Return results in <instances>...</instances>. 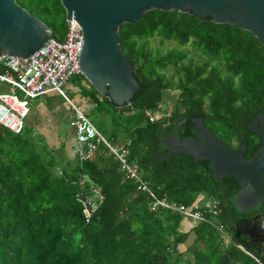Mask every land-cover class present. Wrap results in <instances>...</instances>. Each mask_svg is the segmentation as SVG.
<instances>
[{
  "label": "trees",
  "instance_id": "trees-1",
  "mask_svg": "<svg viewBox=\"0 0 264 264\" xmlns=\"http://www.w3.org/2000/svg\"><path fill=\"white\" fill-rule=\"evenodd\" d=\"M15 1L51 36L63 37L59 0ZM153 37L173 45L152 51ZM118 44L133 65L138 88L130 104L118 108L79 78L76 92L87 100L95 128L109 144L129 140L128 159L136 161L157 198L190 211L202 210L201 199H215L217 214L184 229L189 219L151 208V196L124 176L112 154L97 151L88 160L70 164L66 157L62 163L39 134L31 136L27 129L13 134L0 126V264H264V255L234 245L240 236L234 229L237 215L201 162L192 166L186 155L171 156L168 175L155 168L149 140L175 118L200 117L226 142H245L248 156L258 141L241 120L264 110V46L235 25L176 10H148L137 22L121 24ZM166 91L176 93L169 115L148 121L144 111L165 104ZM82 178L99 198L87 220ZM190 234L192 241L180 249Z\"/></svg>",
  "mask_w": 264,
  "mask_h": 264
},
{
  "label": "water",
  "instance_id": "water-1",
  "mask_svg": "<svg viewBox=\"0 0 264 264\" xmlns=\"http://www.w3.org/2000/svg\"><path fill=\"white\" fill-rule=\"evenodd\" d=\"M64 19L79 26L81 39L78 64L81 75L101 97L116 107L129 105L138 88L133 65L118 44V29L123 23L137 22L148 10L190 11L197 18L209 17L214 23H228L249 31L264 46V0H59ZM50 35V29L15 0H0V52L26 58ZM253 133L257 143L248 156H242L244 145L236 150L219 141L200 117L175 118L163 127L159 136L150 138L155 168L170 175L171 156L183 154L209 173L218 186L232 215L257 211L264 198V110L241 120ZM75 176L78 177L77 172ZM83 197L93 206L99 198L90 185L82 184ZM262 218V217H261ZM234 229L244 238L236 239L245 249L263 253L254 245L264 242L260 217L236 220Z\"/></svg>",
  "mask_w": 264,
  "mask_h": 264
},
{
  "label": "built area",
  "instance_id": "built-area-1",
  "mask_svg": "<svg viewBox=\"0 0 264 264\" xmlns=\"http://www.w3.org/2000/svg\"><path fill=\"white\" fill-rule=\"evenodd\" d=\"M65 24L62 38L48 35L42 45L26 58L4 55L0 52V82L8 87V92H0V126L13 134L21 133L31 101L47 92H56L72 109L73 120L70 122L74 136L72 152L77 161L88 160L97 151L112 154L119 162L124 176L132 179L138 189L146 191L151 196L153 199L151 208L156 206L168 208L180 213L193 223L208 222V215L213 216L218 212L215 199L207 198L200 205L202 210L190 211L183 205H174L163 198H157L141 179L136 161L128 159L129 140L118 146L110 145L80 107L67 98L62 85L72 76L81 74L78 64L81 29L79 26H71V18L65 20ZM169 113L170 108L165 105L144 111L145 117L150 122ZM100 146L102 149L99 148ZM92 191L97 194L96 190ZM82 202L84 217L87 220L94 206L86 199ZM217 228L227 240L228 235L220 226ZM234 245L251 255L241 244L235 242ZM255 260L258 261L256 258Z\"/></svg>",
  "mask_w": 264,
  "mask_h": 264
},
{
  "label": "crops",
  "instance_id": "crops-1",
  "mask_svg": "<svg viewBox=\"0 0 264 264\" xmlns=\"http://www.w3.org/2000/svg\"><path fill=\"white\" fill-rule=\"evenodd\" d=\"M46 94L49 95L44 99L38 100L35 104H33L35 98L31 101L29 112L24 118L23 130L27 129L31 136L39 133L46 137L48 136V132H54L56 135L54 138V142L56 143L54 154L62 163L65 161L66 157L69 158L71 164L75 160L72 152L74 136L73 128L70 125V122L73 120L71 106L56 92L50 91L43 95ZM67 98L74 105L78 106L77 101L73 99V102L68 96ZM85 111L87 110L85 109ZM60 137H62L61 140ZM45 140H47V138ZM62 143L64 151L61 146ZM84 182L85 179L83 178L79 180L80 184Z\"/></svg>",
  "mask_w": 264,
  "mask_h": 264
},
{
  "label": "rangeland",
  "instance_id": "rangeland-1",
  "mask_svg": "<svg viewBox=\"0 0 264 264\" xmlns=\"http://www.w3.org/2000/svg\"><path fill=\"white\" fill-rule=\"evenodd\" d=\"M65 28V27H64ZM173 43L172 42H167V41H163L162 43H159L158 42V38L157 37H153L149 40L148 42V48H150L152 51H155V49H157L158 52H163L165 49L167 48H170L172 47ZM184 49L187 50V52L190 54V52L192 51L189 46H183ZM168 74H171V71L169 70L168 71ZM82 75L81 74H76L74 75L73 77L69 78V80L64 84L62 85V90L64 91V93L72 99L77 101V104L78 106L80 107V109L86 114L87 118L90 120V122L97 128V125L96 123H94V121L92 120V112L90 109H88L89 107L87 106L88 104H86V99L85 101L83 100L82 97L79 96V93L76 92V89H77V81L79 80V78H81ZM82 84H84V82H82ZM0 92H8V87L5 83L3 82H0ZM49 94H46V95H43V96H40V97H37L33 100V104H35V102H37L38 100L40 99H44L46 98V96H48ZM175 96H176V93L175 91H173V93L171 91H166L164 93V99H165V106H168L170 109L172 107V104L174 102V99H175ZM74 102V101H73ZM80 102L82 104H80ZM64 103V102H63ZM65 104V103H64ZM82 105V106H81ZM34 106V105H33ZM85 109L87 111H85ZM107 121V120H106ZM102 126H104V128L106 130H108L110 128V125L108 123H106L104 121V123L102 124ZM39 134V133H38ZM41 138H43V141H41V143H44L47 148H51L52 149V152H55V142H54V138L56 137V135L54 134V132H48V136L46 137L45 135H41L39 134ZM47 138V140H45ZM62 137H60V140H61ZM54 142V143H53ZM110 145H113V146H118L119 144H114V143H110ZM206 198L204 199H201V200H205ZM200 200V201H201ZM195 222V221H194ZM188 223V224H187ZM184 223V225L182 226L184 229L186 228L187 229V226L189 224L192 223L191 220H188V222ZM192 241V237H191V234L187 236L186 240L183 242L182 245H179L180 246V249H183L185 246H187L190 242ZM230 243V242H229ZM178 246V247H179Z\"/></svg>",
  "mask_w": 264,
  "mask_h": 264
},
{
  "label": "flooded vegetation",
  "instance_id": "flooded-vegetation-1",
  "mask_svg": "<svg viewBox=\"0 0 264 264\" xmlns=\"http://www.w3.org/2000/svg\"><path fill=\"white\" fill-rule=\"evenodd\" d=\"M256 116V115H255ZM191 118H197V117H191ZM202 122H203V120H202ZM203 124L212 132V134L213 135H215L216 136V138L219 140V141H222V142H224V143H226L230 148H232V149H237L241 144L242 145H244V148H243V150H242V156H247V155H245V150H246V144H245V142H238V143H236L235 141H233V140H229L228 142H226L224 139H222L221 137H219L217 134H215L210 128H209V126L208 125H206L204 122H203ZM263 183V182H262ZM217 188H219L218 186H217ZM263 189H264V183H263ZM219 190L221 191V189L219 188ZM221 193H222V191H221ZM255 216H258V217H260V224H261V227H262V231H263V234H264V198H263V200H262V203H261V205H260V207L258 208V210L257 211H252V212H250V213H247V214H244V215H237V217H236V219H235V221L236 220H250V219H252L253 217H255ZM262 217V218H261ZM240 236H239V238H244V237H246L245 235H241V234H239ZM256 239H257V241H255L256 243H254L255 245V247L258 249V250H262V248H263V241H260L259 240V237L258 236H256ZM262 255H263V253H261Z\"/></svg>",
  "mask_w": 264,
  "mask_h": 264
}]
</instances>
